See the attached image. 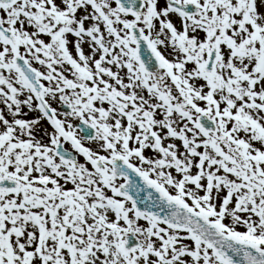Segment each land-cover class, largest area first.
<instances>
[{"label": "snow or ice", "instance_id": "snow-or-ice-1", "mask_svg": "<svg viewBox=\"0 0 264 264\" xmlns=\"http://www.w3.org/2000/svg\"><path fill=\"white\" fill-rule=\"evenodd\" d=\"M0 264H264V0H0Z\"/></svg>", "mask_w": 264, "mask_h": 264}]
</instances>
